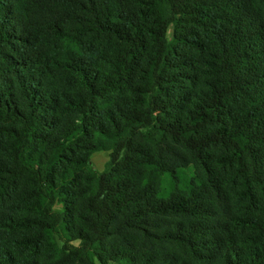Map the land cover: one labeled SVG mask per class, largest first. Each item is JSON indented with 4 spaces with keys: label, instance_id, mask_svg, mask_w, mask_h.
Segmentation results:
<instances>
[{
    "label": "trees",
    "instance_id": "trees-1",
    "mask_svg": "<svg viewBox=\"0 0 264 264\" xmlns=\"http://www.w3.org/2000/svg\"><path fill=\"white\" fill-rule=\"evenodd\" d=\"M107 262L264 264V0H0V264Z\"/></svg>",
    "mask_w": 264,
    "mask_h": 264
},
{
    "label": "rangeland",
    "instance_id": "rangeland-1",
    "mask_svg": "<svg viewBox=\"0 0 264 264\" xmlns=\"http://www.w3.org/2000/svg\"><path fill=\"white\" fill-rule=\"evenodd\" d=\"M171 32H172V29H171V26H170L168 28V31H167V37L169 39L171 38ZM108 158H109V151L100 150V151L93 152L89 156L88 163L95 170L101 171L105 167V164H106ZM55 238H56V242L58 243V245H60L61 241L58 239L57 236ZM73 243L77 244L78 241H74ZM99 264H101V263H99ZM106 264H118V263H116V262H107Z\"/></svg>",
    "mask_w": 264,
    "mask_h": 264
}]
</instances>
